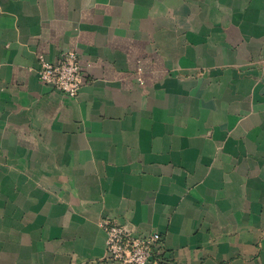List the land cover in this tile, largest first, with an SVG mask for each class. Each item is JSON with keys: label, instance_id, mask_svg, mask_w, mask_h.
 I'll return each instance as SVG.
<instances>
[{"label": "crops", "instance_id": "crops-1", "mask_svg": "<svg viewBox=\"0 0 264 264\" xmlns=\"http://www.w3.org/2000/svg\"><path fill=\"white\" fill-rule=\"evenodd\" d=\"M108 217L264 264V0H0V264H103Z\"/></svg>", "mask_w": 264, "mask_h": 264}, {"label": "built area", "instance_id": "built-area-1", "mask_svg": "<svg viewBox=\"0 0 264 264\" xmlns=\"http://www.w3.org/2000/svg\"><path fill=\"white\" fill-rule=\"evenodd\" d=\"M38 75L42 82L77 97L87 82L79 53L70 49L57 59L38 55ZM106 254L103 264H166L164 237L159 231L143 232L115 218H106Z\"/></svg>", "mask_w": 264, "mask_h": 264}]
</instances>
